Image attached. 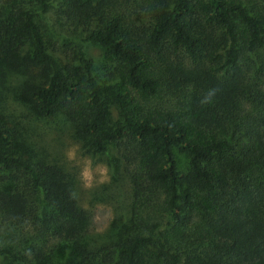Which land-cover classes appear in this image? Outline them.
<instances>
[{"label":"trees","instance_id":"16d2710c","mask_svg":"<svg viewBox=\"0 0 264 264\" xmlns=\"http://www.w3.org/2000/svg\"><path fill=\"white\" fill-rule=\"evenodd\" d=\"M52 6L80 41L70 53L44 21ZM84 42L103 50L101 77ZM6 68L33 114L94 153L112 144L130 184L126 223L90 246L69 174L0 116L8 264H264V0H0Z\"/></svg>","mask_w":264,"mask_h":264},{"label":"rangeland","instance_id":"374dc122","mask_svg":"<svg viewBox=\"0 0 264 264\" xmlns=\"http://www.w3.org/2000/svg\"><path fill=\"white\" fill-rule=\"evenodd\" d=\"M52 6L44 21L56 31L53 40L55 48L66 53L75 50L80 44L67 30L62 19L55 15ZM70 36V37H69ZM65 43V44H64ZM66 45L62 47V45ZM66 48V49H65ZM82 50L91 60L93 72L102 76L108 68L101 47L91 42H84ZM20 74L14 69L6 68L0 79L3 95L0 98V116L12 124L20 133V140L38 157L42 152L46 159L60 164L69 174L78 204L89 211L91 226L87 241L90 246L106 243L126 223L130 198V184L122 171V164L112 144L107 145L102 153H94L84 146V142L75 137L72 126L55 118L52 122L32 113L18 93ZM108 121L117 118L113 104H108ZM178 171L187 166L186 157L173 150ZM67 250L62 248L56 253V261L63 263ZM0 264H8L0 257Z\"/></svg>","mask_w":264,"mask_h":264}]
</instances>
